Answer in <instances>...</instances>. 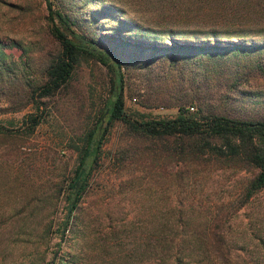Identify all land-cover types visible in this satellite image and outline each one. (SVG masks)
Here are the masks:
<instances>
[{
	"label": "rangeland",
	"instance_id": "obj_1",
	"mask_svg": "<svg viewBox=\"0 0 264 264\" xmlns=\"http://www.w3.org/2000/svg\"><path fill=\"white\" fill-rule=\"evenodd\" d=\"M52 2L55 9L75 14L77 32L95 35L102 47L126 60L124 110L129 119L175 117L178 109L168 103L177 91H196L207 110L264 119V48L236 49L213 60L197 57L175 64L165 52L160 56L170 60L153 49L140 51L116 42L119 36L132 43L156 38L169 43L165 32L159 31L169 27L205 31L212 25L206 21L232 19L237 13L232 6L244 8V0ZM45 9V0H0V48L17 62L27 56L32 77L54 52ZM168 15L175 19L161 20ZM162 22L168 25L162 28ZM224 27L232 26L219 28ZM176 37L184 40L181 33ZM241 38L260 43L264 35ZM219 39L222 44L240 41ZM13 84L9 90L20 91L21 86ZM109 88L107 69L81 58L67 85L44 99L39 109L29 103L12 111L11 106L21 102L16 95L9 97L14 101L0 100V264H171L167 247L156 254L153 242L164 246L187 242L192 225L201 226L205 220L206 206L237 205L241 186L251 173L214 166L187 173L180 162L158 159L149 139L115 121L79 207L67 218L68 184L75 176L84 136L95 125ZM191 105L196 109L195 102ZM29 114L39 115L41 121L30 133L22 132L28 124L23 118ZM229 223L230 241L250 242L243 249L248 259L264 264V190L233 212Z\"/></svg>",
	"mask_w": 264,
	"mask_h": 264
},
{
	"label": "trees",
	"instance_id": "obj_2",
	"mask_svg": "<svg viewBox=\"0 0 264 264\" xmlns=\"http://www.w3.org/2000/svg\"><path fill=\"white\" fill-rule=\"evenodd\" d=\"M45 5L46 31L52 38L54 52L49 55L43 67L37 68L39 74L32 77L31 71H28L31 62L26 56L25 48L23 52L26 58L19 62L11 60L0 48V100L14 101L9 97L16 95L21 102L18 101L17 106H11L12 111L29 103L39 109L44 99L52 97L67 85L81 58L95 60L110 74L108 96L95 125L84 136L75 176L68 184L67 218L79 207L86 190L87 178L97 163L103 140L110 127L115 121H123L133 133L149 139L154 144L152 151L158 159L167 158L177 163L176 165L180 162L187 173L198 171L197 169L205 171L206 168L214 166L252 174L251 178L242 184L236 198V206H232V202L206 206L203 210L205 220L199 223L201 226L192 225V235L187 242H168L167 246H164V242H153V251L159 254V249L167 247L171 264H198L202 261V264H252L243 251L244 245H249L250 242L230 241L229 219L233 212L264 190V119L237 118L207 110L203 96L198 95L196 91H177L170 94L168 104L176 105L178 109L173 118L145 121L129 119L124 110L125 69L128 67L126 60L123 61L112 48L102 47L95 35L87 36L77 32L75 27L79 26V21L73 12L55 9L52 0H45ZM232 10L237 12L232 15V19L206 21L205 25H212L205 31L178 30L172 27L159 31L165 32L167 36L164 40H169V43L160 42L157 38L152 42L142 40L132 43L122 41L119 36L116 42L140 51L153 49L162 53L159 57L169 59L167 56H160L166 53L175 59V64L181 61L189 63L197 57H210V60H213L219 53L225 55L236 49L264 48V38L260 43H246L243 38L239 39L246 34L264 35V0H254L252 3L244 0V8L235 5ZM165 19L167 21L175 18L168 15L161 20L166 22ZM164 22L160 27L168 25ZM224 25L232 27L219 28ZM138 28L149 30L141 25ZM177 33H181L184 40L178 39ZM199 34L204 36L199 37ZM219 38H236L240 41L222 44ZM12 82L15 87L21 86L20 91L9 90ZM192 102H195L196 109L193 105L188 106ZM40 119L39 115L25 116L23 122L28 124L22 132L33 131ZM68 225L69 219L64 223L62 233Z\"/></svg>",
	"mask_w": 264,
	"mask_h": 264
}]
</instances>
